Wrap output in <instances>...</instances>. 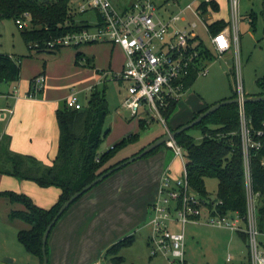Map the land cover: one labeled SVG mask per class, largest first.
Wrapping results in <instances>:
<instances>
[{
  "label": "rangeland",
  "instance_id": "374dc122",
  "mask_svg": "<svg viewBox=\"0 0 264 264\" xmlns=\"http://www.w3.org/2000/svg\"><path fill=\"white\" fill-rule=\"evenodd\" d=\"M214 1L218 3V9L209 5L203 19H197L190 11L180 14L181 9L188 4L196 7L199 4L197 0H156L157 5H161L157 13L164 24L180 30H191L193 24V31L210 49V34L205 24L224 20L232 25L236 9L238 16V40L233 43L231 50L225 55L218 56L213 53V57L206 65L207 75H199L187 91L180 96L168 119L166 116L169 111L161 112L167 119L166 126L153 117L152 112H149L152 118H148L143 109L137 116H133L126 109L120 111L127 85L115 79V76L121 72L124 60L119 47L99 42L85 44L79 48L63 47L55 53L32 52L23 41L19 27L13 19L0 21V54L21 57V73L17 83L0 82V111L7 109L8 105L13 108L12 104L17 97H27L29 82L34 77L43 74L45 81L41 93L34 97H27L28 100L39 103L40 106L25 112L19 109L17 114L28 117L27 131L33 140L35 137L32 132L40 130L42 134L48 136L47 140L53 146L54 152L55 148L57 152L58 127L55 109L62 106L71 94H75L83 107L87 106L91 93L96 87L97 91L104 95L108 105V114L104 124L108 133L102 138L99 153L111 150L113 159L109 163H114L137 155L141 149L163 136L167 128L171 127V130H175L177 125H185L192 121L204 108L236 96L238 67L245 97L258 94L261 91L258 82L264 80V35L260 29V21L264 14L263 0H239L235 11H233L231 0ZM73 14L77 23L83 21L90 27L97 23L94 11L74 12ZM174 16L183 17L184 20L176 23ZM256 22H258L257 25ZM76 51L83 54L80 59L76 58ZM55 102L56 107L53 109ZM1 114L5 115L6 120L2 122L0 118V136L11 118L9 113H0V116ZM17 122L15 119V123ZM142 123H144L143 126ZM189 134L197 141L201 139V133L197 129L189 130ZM36 161L41 166L47 165L39 158H36ZM157 162L171 168L174 173L173 179L179 178L180 160L175 158L173 152L167 150L165 146L116 171L90 192L95 193L97 189H94L100 185L111 184L109 193L104 198L106 201L103 206L104 213L92 216L91 213L88 215L87 211V215L73 217L75 206L72 205L57 222L47 241L49 264L51 242L56 233L62 230L71 233L70 229L80 222L91 225L96 224L97 219L105 225L104 231L95 234L85 233L82 240L88 241L89 245L94 244L95 252L101 251L96 259L100 264H115L112 260L115 257L122 258L123 261L120 264H166L163 255H151L150 238L153 227L150 223V215L145 210L146 202L152 196V193L148 195L146 191L148 181H150L146 178L149 179V175L152 178L155 174L153 165H157ZM8 179L15 180L16 178L0 176V192L23 193L32 200L36 198L39 203H44L49 199L48 194L44 192L45 188H35L32 185V187H20L19 191H16L14 187L11 188L12 185L15 186V183ZM15 181L18 183L17 180ZM204 187L209 197L212 200L215 199L216 179H204ZM52 205L53 203L49 207ZM12 209L24 208L23 205L11 204L0 196V252L8 251L7 257L16 260V264H29V258L35 264H41L40 258L26 252L19 242L18 232L28 230L30 227L22 220L10 219L9 213ZM92 210L93 208L89 209L90 212ZM74 238L77 240V236ZM126 239H131V241L119 248L116 254L106 255L107 249ZM258 240L259 247L264 249V233L258 237ZM82 252L84 256H87L84 251ZM229 256L232 258L231 263L226 261ZM185 258L187 264H247L250 261L248 242L243 240L238 231L213 227L205 224L203 220L190 223L185 229ZM83 264H91V262L85 261Z\"/></svg>",
  "mask_w": 264,
  "mask_h": 264
},
{
  "label": "trees",
  "instance_id": "16d2710c",
  "mask_svg": "<svg viewBox=\"0 0 264 264\" xmlns=\"http://www.w3.org/2000/svg\"><path fill=\"white\" fill-rule=\"evenodd\" d=\"M75 3L76 0H0V21L13 19L16 23L17 20L24 18V14H27L30 20L28 28L16 24L29 50L54 53L55 51L48 50L47 42L67 32L77 31L87 26L86 22L76 23L72 13ZM209 5L218 9L214 1L209 4L204 3L201 5L203 14L207 12ZM227 25L228 23L223 20L215 21L207 25L208 32L209 34L217 33ZM205 55L208 60L213 57L211 53L206 52ZM82 56V53L76 51L77 59ZM20 73L21 57L0 54V82L17 83ZM196 79L197 74L194 71L186 81L185 87L189 88ZM30 84L31 81L27 95L30 94ZM258 85L261 91L256 95H263L264 80L259 81ZM94 89L87 106L82 109L66 108L65 103L56 109L55 118L59 138L57 153L50 165L41 166L35 157L9 150L10 137L3 136L0 139V174L13 176L20 181L33 182L40 188L54 187L60 190L58 201L47 209L36 205L26 194L14 191L0 192V196L11 204L23 205L24 209H12L9 218L22 220L29 225L28 230L18 232V240L26 252L40 258L41 264L42 236L60 206L97 176L127 159L109 163L113 159L112 151L99 153L102 138L108 133V129L104 127L108 105L104 95L99 93L97 88ZM175 105L176 103H171L164 110L169 111L167 119ZM244 107L247 119L251 121L253 140L260 144L258 149H249L248 155L251 188L260 195L257 207V226L259 231L264 233V101L246 103ZM208 108L209 106L200 113ZM191 129L200 131V140L197 141L190 136L189 130ZM191 129L175 137L176 143L184 149L189 161L187 171L190 186L202 197L210 198L204 187V179H216L217 194L212 202H221L216 206L217 212L219 214L237 212L241 218H244L247 211V189L238 106L236 104L223 106ZM258 131L262 132L261 136L256 135ZM157 149L147 155L153 154ZM239 234L246 241L245 234L241 232ZM130 241L131 239H126L115 243L107 249L106 255L116 254L119 248ZM46 252L49 262L48 243ZM112 260L115 264L123 261L120 257Z\"/></svg>",
  "mask_w": 264,
  "mask_h": 264
},
{
  "label": "built area",
  "instance_id": "2783aa9c",
  "mask_svg": "<svg viewBox=\"0 0 264 264\" xmlns=\"http://www.w3.org/2000/svg\"><path fill=\"white\" fill-rule=\"evenodd\" d=\"M197 1L199 4L196 7L188 4L181 9L180 14L190 11L197 19H203L201 5L209 4L211 0ZM238 1L231 0L233 11L238 6ZM160 6L156 0H125L120 4H115L112 0H76L72 13L94 11L97 23L93 27L87 24L80 30L67 32L47 42L46 46L52 51L99 42L120 47L124 52L125 62L115 78L127 85L122 108L131 112L133 116H137L143 109L147 117L152 118L149 115V112H152L153 117L166 126V119L161 112L169 104L179 101L180 96L187 91L185 83L194 71L197 77L207 75L206 65L209 60L206 52L212 56L213 53L222 56L231 50L233 43L238 40V19L234 13L232 25L229 23L221 31L210 34V49L193 31V24L191 30H180L164 24L157 13ZM23 17L16 23L28 28L29 17L27 14ZM173 19L176 23L184 20L180 16H174ZM205 26L208 31L207 24ZM237 72L235 97L239 99L237 106L246 172V215L241 218L237 212L219 214L216 206L221 202H212L211 198L202 197L193 190L189 183L187 171L189 161L185 151L175 139L170 140L166 147L180 160L179 178L173 179L168 170L163 172L158 198L150 205V223L153 227L150 238L151 255H163L166 264H187L185 229L188 224L200 220L213 227L244 233L248 242L249 264H264V249L259 247L258 240L262 233L257 226L260 195L251 188L248 155L249 149H258L260 144L253 140L251 121L247 119L242 102L245 92L239 67ZM44 81L43 74L34 77L27 97H34L40 93ZM65 106L73 110L83 108L75 94H71L65 100ZM167 132L171 131L167 128ZM256 135L261 136L262 132L258 131ZM226 261L231 263V256L227 257Z\"/></svg>",
  "mask_w": 264,
  "mask_h": 264
},
{
  "label": "crops",
  "instance_id": "0c3cea01",
  "mask_svg": "<svg viewBox=\"0 0 264 264\" xmlns=\"http://www.w3.org/2000/svg\"><path fill=\"white\" fill-rule=\"evenodd\" d=\"M112 1L115 4H120L125 0H112ZM211 1H214V0H211ZM215 3L218 5L217 2H215ZM238 4H239V1H238ZM237 8H238V6H237ZM263 10H264V0H263ZM236 17L238 19L237 10H236ZM256 20H257V18H256ZM227 23L229 24L230 22H227ZM257 23L258 22H256V25H257ZM253 24H254V21H253ZM260 24H261L260 29L262 30V33L264 35V14H263V17L260 21ZM82 46H84V45H82ZM112 46L118 47V46H114V45H112ZM55 52H58V51H55ZM120 52L124 56V60L122 63V67H123V64L125 62V55H124V52L121 48H120ZM121 70H122V68H121ZM116 80H118V79H116ZM11 98H13V97H11ZM25 98L24 97H17L12 104L13 108H10V106L8 105L7 109L4 108L3 110L0 111V113H9L11 115V118H10L6 128H4L1 131V136L3 135V136L10 137L9 150H11L12 152L18 153V154H24V155L27 154L30 156L33 155L35 158H39L40 160L44 161L47 165H50L56 156L55 155L56 148H55V152H54L53 146L47 140L48 136L42 134L40 130L37 132H35V131L32 132V135L35 137V140H33L31 138V134L27 131V119H28V117H24L20 114H17L19 109L22 110V112H25L26 110H31L34 107L40 106L39 103L28 100L27 97H25ZM55 107H56V102L53 103V109ZM56 109H55V111H56ZM122 109L123 108L121 106L120 111ZM0 118L2 119V122H4L6 120L4 114H1ZM15 119L18 121L17 123H15ZM13 120H14V123H13ZM181 125H183V124L177 125L175 128H177L178 126H181ZM170 129H171V127H170ZM172 129H174V128H172ZM57 130H58V138H59V129L57 128ZM1 136H0V139L3 137V136L2 137ZM57 146H58V139H57ZM165 148L167 150H170L167 147H165ZM152 159H154V158H152ZM179 165H180V167H179V174H180L181 164H179ZM153 168H154L153 172H155V174L152 175V178L150 177V175H149V179L146 178V180H150V181H148V187L146 188V191H148V195L152 193V196H150V198H148V200L146 202V206H145V208H146L145 210L147 213H149V215H150V205L154 201H156L158 198V190H159L160 180H161V176H162L163 172L168 170L172 175L174 174L168 165L164 166L161 163H158L157 165H153ZM0 176L3 177V176H7V175L0 174ZM8 180H11V182L15 183V186L11 184L12 185L11 188L14 187V189L16 191H19L18 189H20V187H24V188H25V186L32 187V185H34L35 188L36 187L40 188L35 183L30 182V181H20L18 179H15L18 182V183H16V181L14 179H8ZM110 187H111V184L110 185L109 184L100 185L98 187L99 189L98 188L94 189V190L97 189L95 193H90L92 191V190H90L89 192L84 194L74 204L75 207H74V211H73V217H75V216L80 217L83 215H87V213H86L87 211L89 212L88 215L92 214V216H94V215L97 216V214L104 213L103 211H105V209L103 208V206L105 204L104 202H106L104 198L108 195ZM44 192H46L45 194H48V196H49V199H47V201H45L44 203H39L36 200V198H33L30 194L29 195L33 198L32 201L36 205H38L39 207L47 209L52 203L54 205L58 201L59 195H60V190L57 188H54V187H49V188H45ZM125 192H127V190ZM154 192L156 194H154ZM156 195H157V198H156ZM106 204L110 205V203H106ZM91 208H93V210L90 212L89 209H91ZM104 227H105V225H103L101 223V220L97 219V223L96 224L94 223L91 225L84 224V223L80 222L76 227L70 229L71 233L67 232L66 230H62V231L56 233L54 238L52 239V242H51L50 264H83L85 261H88L89 263L91 262V264H100L98 262L99 260H96V259L98 258V256H100L99 254L101 251L98 250L95 252L93 250L94 244L89 245L88 241H85L84 239L82 240V238H83V235L85 233L95 234L98 232H102V231H104L103 230ZM75 236H77V240H75V238H74ZM87 236H88V234H87ZM82 251H84V253H86L87 256H84ZM8 255H9L8 251L0 252V264H16V260H13V259H12V261H13L12 263H8L5 261V259L8 258L7 257ZM29 264H35V263L33 262V260H31L29 258ZM247 264H249V263H247Z\"/></svg>",
  "mask_w": 264,
  "mask_h": 264
},
{
  "label": "water",
  "instance_id": "95a60500",
  "mask_svg": "<svg viewBox=\"0 0 264 264\" xmlns=\"http://www.w3.org/2000/svg\"><path fill=\"white\" fill-rule=\"evenodd\" d=\"M261 101H264V94L263 95H250V96L245 97L242 100L244 105L246 103H255V102H261ZM238 103H239V99L234 97V98H230V99H227V100H223V101H221L219 103H216V104L210 106L208 109H206L205 111L200 113L195 119H193L189 123H187L185 125H182L178 129H175V130L171 131L170 133L166 132L163 136L157 138L152 143H150L148 146H146L137 155H134V156L126 159L125 161L121 162L120 164H117L114 167L108 169L106 172H104V173L100 174L99 176H97L94 180H92L90 183L85 185L79 191L75 192L69 199H67L60 206V208L58 209L57 213L55 214L53 219L50 221V223L47 225V227H46V229H45V231L43 233V236H42V247H41V250H42V264H49L48 256H47V252H46V246H47V241H48V238H49V235H50V232H51L52 228L56 225V223L59 221V219H61V217L68 211L70 206L72 204H74L77 200H79L84 194H86L87 192L92 190L94 187H96L97 185L102 183L104 180H106L109 176H111L116 171H118V170L122 169L123 167H125L126 165H128V164H130V163H132V162L144 157L145 155L149 154L153 150L166 145L167 142H169L170 140L175 139V137L178 134L193 128L195 125L199 124L206 116H208L209 114L215 112L219 108H221L223 106H226V105H230V104L238 105ZM5 261L8 262V263H12L13 262L12 259H10V258H6Z\"/></svg>",
  "mask_w": 264,
  "mask_h": 264
}]
</instances>
